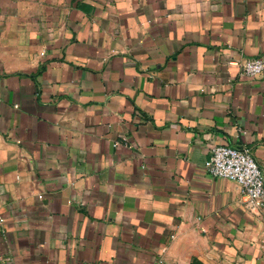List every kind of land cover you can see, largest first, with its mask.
Masks as SVG:
<instances>
[{
  "label": "crops",
  "instance_id": "1",
  "mask_svg": "<svg viewBox=\"0 0 264 264\" xmlns=\"http://www.w3.org/2000/svg\"><path fill=\"white\" fill-rule=\"evenodd\" d=\"M264 0H0V264H264Z\"/></svg>",
  "mask_w": 264,
  "mask_h": 264
},
{
  "label": "built area",
  "instance_id": "2",
  "mask_svg": "<svg viewBox=\"0 0 264 264\" xmlns=\"http://www.w3.org/2000/svg\"><path fill=\"white\" fill-rule=\"evenodd\" d=\"M263 69L264 61L260 56L246 57L240 63L244 75L256 76ZM204 170L213 177L235 180L250 210L264 207V176L249 147L214 144L204 163Z\"/></svg>",
  "mask_w": 264,
  "mask_h": 264
}]
</instances>
